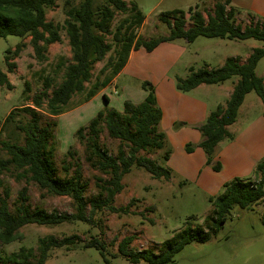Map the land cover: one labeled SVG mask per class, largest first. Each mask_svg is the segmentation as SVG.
I'll list each match as a JSON object with an SVG mask.
<instances>
[{"label": "trees", "instance_id": "1", "mask_svg": "<svg viewBox=\"0 0 264 264\" xmlns=\"http://www.w3.org/2000/svg\"><path fill=\"white\" fill-rule=\"evenodd\" d=\"M57 1L0 0V38L28 37L34 55L41 58L49 45L61 41L58 26L46 20L47 9L53 8ZM230 1L214 3L213 10L206 18L197 7L189 8L187 12L182 10L164 12L158 19L167 26L168 35L144 40L137 36V30L143 24L145 16L130 1H63L65 18L62 28L72 54L71 63L64 66L62 80L50 95L48 90L51 80L45 78L44 88L38 95L33 96L31 107L13 108L4 118L2 127L12 123L13 128L22 134L23 141L22 144L16 141H0V151L6 155L4 159L0 157V174L11 168L20 171L45 195L69 197L74 203V212L47 213L39 207L31 210L27 204L29 200L27 188L24 187L18 192V205L12 214L7 205L9 190L5 188L0 195V244L8 245L17 239L18 230L27 225L54 227L74 222L92 225L95 224L93 222L95 214L103 210L111 213L126 212L127 208H115L113 202L115 196L123 189L122 178L129 173L132 166L143 169L154 179L166 181L171 179V170L162 165L168 161L171 152L166 148L165 134L159 129L162 113L150 83L141 84V88L146 92L142 102L134 104L125 100L121 111L110 108L104 113L99 112L89 125L77 129V140L84 141L85 160L93 169L109 176L107 181L96 178L99 193L96 198L89 201L84 197L87 183L82 180L79 163H73L74 170L71 174L69 173L71 164H63L62 170L66 176L64 178L56 174L53 161L54 147L50 140L57 124L50 120L44 122L43 115L56 117L63 114L73 95L83 94V101H90L111 84L125 66L132 50L143 49L151 52L161 43L178 39L191 43L198 37L236 41L252 39L264 45V19L252 21L242 27L236 23L235 10L228 7ZM116 15H120L121 18L114 24ZM251 19L254 20L252 17ZM23 46L24 44L20 42L15 45L13 52L10 49L4 51V62L8 72H12L14 67L9 61L18 55ZM106 57L105 64L91 83L93 65L102 62ZM263 57L264 46L253 48L243 63L237 57H230L219 68L189 67L186 77L175 79V89L186 94L199 85H221L233 77L237 78L225 106H218L208 114L202 124L194 126L201 135L197 147L204 152L206 164L214 172L221 169V164L213 161L215 149L223 140H232L228 127L235 123L245 95L255 93L264 108L263 78L255 73L256 65ZM87 84H90V87L87 88L85 86ZM0 86L10 88L7 76L2 71ZM27 91L28 86L25 83L23 92ZM102 96L105 102H109L105 95ZM17 111L24 112L29 117L24 125L15 121ZM101 130H105L109 138L120 142L116 158L100 147L98 136ZM124 147L127 149L126 152ZM155 151L161 152L159 161L138 154ZM192 151L193 146L187 144L185 152L189 154ZM66 155L74 157L75 153L68 149ZM254 173L256 177L261 175L257 183H253L252 180L233 179L223 185V194L219 198L209 199L212 210L204 217L203 226L192 227L188 224L170 239L163 241L157 253L151 250H130L128 247L133 237H125L117 245V254L132 264L140 261L147 264H169L185 245L193 241H206L211 232H216L224 223L232 206L244 209L264 200V161L257 164ZM131 203L132 201L128 205ZM104 246V242L97 238L82 243L76 235L62 239L47 236L38 240L36 258L33 257L32 249L21 247L19 251L1 257L0 264H44L49 258V252L55 248L66 250L94 248L106 261Z\"/></svg>", "mask_w": 264, "mask_h": 264}, {"label": "rangeland", "instance_id": "2", "mask_svg": "<svg viewBox=\"0 0 264 264\" xmlns=\"http://www.w3.org/2000/svg\"><path fill=\"white\" fill-rule=\"evenodd\" d=\"M63 1L58 0L55 6L46 11V20L58 26L61 41L51 44L43 52L42 57H36L29 44V38L20 39L16 36L0 38V71L6 74L10 88L0 86V141H16L22 144L23 136L9 123L2 127L4 118L14 108L31 107L33 96L38 95L44 88L45 78L51 80L48 95L61 82L64 66L71 63V51L64 29L62 28L65 18ZM132 2L137 9L145 16L144 25L137 30V36L144 40L159 36H167L168 28L158 18L164 12L172 10H182L187 12L189 8L197 7L202 12L204 18L213 10L214 3L224 0H127ZM76 3V1L74 2ZM236 12V23L244 27L249 23L264 19V0H234L231 4ZM254 17V20L251 19ZM121 18L116 15V20ZM109 40V39H106ZM23 43L21 51L17 56L12 57L9 62L13 64L12 72H8L4 62V51L10 49L14 51L15 45ZM173 45L181 47L178 60L172 65V69L167 72L169 78H184L187 75V67L195 69H216L221 67L224 59L228 57L245 58L249 56L253 48H263V43L252 39L244 41L208 39L198 37L193 42L188 43L183 39L172 41ZM107 57L99 63L93 65L91 73L94 82L99 70L103 67ZM241 63L245 60H240ZM257 76L263 78L264 83V57L260 59L255 68ZM115 79V78H114ZM113 79V80H114ZM95 95L90 101H83V94L73 95L65 112L59 116L51 117L43 115V121H55L57 126L53 132L50 143L54 147V166L56 174L61 178L66 177L62 170V165L71 164L69 173L74 170L73 163L77 162L81 166L82 180L87 183L84 197L87 201L98 196L99 188L96 178L104 181L109 179L108 175L102 174L93 169L85 160L84 141L80 142L76 138V131L81 127H86L89 122L96 117L99 112L104 113L107 109L121 111L122 103L125 100L137 101L133 92L140 91L146 93L141 86L129 76L123 75L119 78L118 84L113 83ZM236 77L225 82V86L231 85ZM27 83L28 91L24 93V84ZM90 83V84H91ZM150 83V82H148ZM90 84L85 85L87 88ZM151 85V84H150ZM124 86L130 88L124 91ZM211 86L213 93L206 96H198L212 110H216L219 104H224V94H219L217 85ZM152 87V85H151ZM153 88V87H152ZM105 95L109 102H105ZM235 123L228 127L232 135V140H223L216 147L214 152L215 160L217 154L221 153L225 146L231 145L232 152L225 154L227 163L233 166L239 152L245 149L246 136L251 137L247 130L250 124L251 130H256V123L264 119V108L255 93L250 92L245 95L241 109L238 111ZM15 121L25 124L29 117L21 111H17ZM261 117V118H260ZM206 119V118H205ZM205 119L200 123L202 124ZM198 124V125H200ZM102 125H100L101 127ZM175 126L193 130L191 125L176 122ZM197 126V125H196ZM260 128L264 126L259 125ZM195 129V128H194ZM263 133H264V127ZM196 130V129H195ZM199 135L200 133L196 131ZM247 132V135H246ZM86 134V131L84 132ZM87 135V134H86ZM166 139V138H165ZM187 139L185 145L179 143ZM201 140V135L198 141ZM256 142L255 151H247L242 159L243 168L223 173L214 172L206 164L204 152V164L202 169L195 172L193 179L186 175H176L172 172L171 179H154L143 169L132 166L127 175L122 178V191L114 198L115 208H127V211L111 213L108 210L98 212L93 217L95 224L84 222L64 223L54 227L37 225H27L17 232V239L8 245L0 244V258L17 252L21 247L33 250V257L37 256L38 240L43 237L53 236L62 239L76 235L84 243L91 238H97L105 244L104 257L94 248H76L66 250L65 248H55L49 252V258L44 264H132L126 258L117 254V245L125 237H133L129 244V249L133 251L151 250L157 253L160 244L170 239L176 232L183 230L188 224L192 227L203 226L204 217L212 210L209 199L216 200L223 194V185L233 179L250 181L257 183L261 175L257 176L254 170L258 163L264 161V146L262 140L264 135L259 130L250 140ZM195 141V142H194ZM98 142L102 149L109 155L116 158L117 148L120 142L108 137L105 130H101ZM200 142V141H199ZM198 142V143H199ZM197 140L192 132L187 136L176 138L174 142L166 140V148H169L170 155L173 154V162L185 165V146L190 144L193 151L198 150ZM68 149L75 153L74 157L66 155ZM126 152V147L123 148ZM192 151V152H193ZM224 152V151H223ZM139 155L147 156L150 159L159 161L161 152L153 153L139 152ZM0 157L4 159L5 153L0 151ZM195 159V156L194 158ZM167 163V162H166ZM166 163H162L167 167ZM220 163V162H219ZM188 165V164H187ZM200 178H203L201 182ZM26 187L29 198L27 204L31 210L39 207L47 213L72 214L74 203L69 197L45 195L37 186L28 181L20 171L11 168L0 174V195L3 190H9L7 205L10 213H15L18 205V192ZM264 190V183H263ZM42 194L43 197H42ZM132 201L131 205L128 203ZM264 200L247 208L232 206L226 215L224 223L216 232H211L206 241H193L185 245L172 259L169 264H264ZM89 212V207H87ZM11 264V263H7ZM137 264H147L140 261Z\"/></svg>", "mask_w": 264, "mask_h": 264}, {"label": "crops", "instance_id": "3", "mask_svg": "<svg viewBox=\"0 0 264 264\" xmlns=\"http://www.w3.org/2000/svg\"><path fill=\"white\" fill-rule=\"evenodd\" d=\"M234 0L230 1L228 7H232ZM233 8V7H232ZM252 17V16H251ZM254 18V17H253ZM144 25V22L143 24ZM185 41V40H184ZM173 43V42H171ZM169 42L159 44L154 50L151 52H146L143 49H138L136 51H130L128 55L127 62L120 73L115 77L113 83L118 84V80L121 76L126 75L129 76L131 80H135L140 86L143 82H150L153 87L154 94L156 97V102L158 107L161 110L162 117L159 123V129L165 134L166 140L169 139L170 142H174L176 138L185 137L189 132H192L197 140L199 139V134L194 129V126L200 124L209 113L212 111V107H209L203 100L199 99L194 95H190L194 93L198 96H206L210 95L212 92L211 86L208 85H199L189 93H180L175 89L174 80L168 77L167 72L172 69V65L178 60L180 57V53L183 51L181 47H177ZM248 57V56H247ZM239 58L240 60H246V58ZM230 58V57H228ZM236 58V57H231ZM227 59V58H226ZM224 59V61L226 60ZM224 63V62H223ZM222 63V65H223ZM221 65V66H222ZM191 66H188L189 68ZM236 82L233 81L229 86H225L223 83L221 85H217L216 90L219 94H224L225 102L229 98L233 84ZM124 91L128 95L127 91L131 90L130 88L124 86ZM132 91V90H131ZM134 96L137 97V101H130L134 104H138L144 100L146 97V93L140 91L133 92ZM260 100V99H259ZM224 104H219L218 106H225ZM261 103V101H260ZM262 104V103H261ZM242 106V105H241ZM241 106L239 110L241 109ZM238 110V111H239ZM239 113V112H238ZM261 118V117H260ZM176 122H180L183 124L191 125L193 130H188L186 128H179L175 126ZM264 119H260L255 125L257 127L256 130H251L252 126L250 124V129L247 130L248 134H252L251 137L247 135L246 132V145H244L245 149L239 152H234L233 155H238L233 166L227 163V159L225 154L232 152L233 148L231 145L225 146L221 153L217 154L215 160H218L221 164L220 173L225 171H229L230 169L226 168L228 165L231 167L232 171L239 170L243 168L242 159L246 155L247 151H255V141L250 142L251 138L255 136L257 131L259 130L260 134H263V127L260 128L259 125L263 124ZM185 142H188L187 139L183 141L179 140L181 146L185 145ZM195 142V141H194ZM262 144L264 146V140H262ZM198 150L193 151L192 153L187 154L185 159V165H179L173 162V154L170 155L166 165L176 175H186L188 178L193 179L195 172L202 169V165L204 164L205 156L200 152V148ZM224 151V152H223ZM195 159H192L194 158ZM188 164V165H187ZM230 172V171H229ZM232 173V172H230ZM203 178H200L202 181Z\"/></svg>", "mask_w": 264, "mask_h": 264}]
</instances>
